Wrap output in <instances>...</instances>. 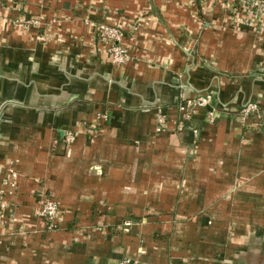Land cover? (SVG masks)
<instances>
[{"label": "crops", "instance_id": "0c3cea01", "mask_svg": "<svg viewBox=\"0 0 264 264\" xmlns=\"http://www.w3.org/2000/svg\"><path fill=\"white\" fill-rule=\"evenodd\" d=\"M232 18L222 0H0V264H264V15ZM121 21L117 66L96 28ZM198 95L217 114L194 138L176 105Z\"/></svg>", "mask_w": 264, "mask_h": 264}, {"label": "built area", "instance_id": "2783aa9c", "mask_svg": "<svg viewBox=\"0 0 264 264\" xmlns=\"http://www.w3.org/2000/svg\"><path fill=\"white\" fill-rule=\"evenodd\" d=\"M199 3H213L218 0H192ZM222 5L228 11L233 14V22L238 24L241 21V17L250 16H263L264 15V0H222ZM239 11L243 14L238 16ZM253 14V15H252ZM40 22L37 19H31L25 23H21L18 26L22 30H26L30 26H39ZM135 31L133 25L127 24L125 21H121L115 25H98L96 28V35L99 45H101L104 54L108 56L109 60L114 65L124 66L127 63L133 61V57L129 54L126 37L127 33ZM177 125L176 131L182 132L190 127V123L193 117L199 110L205 111L204 120L209 125H214L216 122V111L212 107L210 96L198 95L192 99H185L180 101L177 105ZM257 105L249 102L241 107L237 113V119L240 122H246L250 120L255 114H257ZM165 125V117L161 114L156 117L157 130H161ZM194 138H198V129L189 128ZM73 141V135H68L65 138L67 144ZM6 185V184H5ZM13 187V184H9ZM4 187V184H3ZM4 189L0 188V225L4 224V211L7 208V203L4 201ZM39 215L47 222L48 229L55 228V221L59 217V211L56 201L53 197L46 192L41 193L40 207L38 210ZM131 222H125L124 227L130 226ZM117 264H139L136 260L123 259Z\"/></svg>", "mask_w": 264, "mask_h": 264}, {"label": "rangeland", "instance_id": "374dc122", "mask_svg": "<svg viewBox=\"0 0 264 264\" xmlns=\"http://www.w3.org/2000/svg\"><path fill=\"white\" fill-rule=\"evenodd\" d=\"M253 103V102H252ZM257 109H258V107H257Z\"/></svg>", "mask_w": 264, "mask_h": 264}]
</instances>
